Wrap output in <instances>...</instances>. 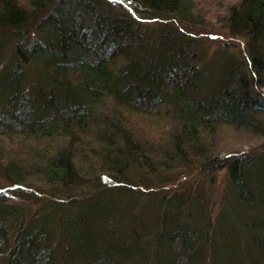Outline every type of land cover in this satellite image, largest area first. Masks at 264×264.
I'll use <instances>...</instances> for the list:
<instances>
[{
    "label": "trees",
    "instance_id": "1",
    "mask_svg": "<svg viewBox=\"0 0 264 264\" xmlns=\"http://www.w3.org/2000/svg\"><path fill=\"white\" fill-rule=\"evenodd\" d=\"M108 1L131 9L140 3L149 16L181 20L193 21L198 10L197 0ZM57 3L0 0V53L9 32L23 35L36 28L44 35L32 43L19 36L13 59L0 72V177L17 187L12 196L0 189V264H55L60 249L69 264H125L126 259L130 264L135 254L155 264L154 253L162 249L168 255L162 264H207L205 250L212 242L204 229L169 211L151 239V256L130 233L124 243L91 248L82 260L72 240L75 228L89 221L77 198L36 214L7 202L30 189L72 196L96 179H118L131 163L158 173L190 159L229 167L237 185L247 187L255 171L264 172V158L253 167L244 153L221 157L219 139L232 126L264 140V0H237L221 22L231 36L245 39L256 76H248L242 61L222 57L209 80L207 68L197 63L200 54L189 50L182 33L163 38L151 57L136 30H119L102 16L91 19L96 29L85 27L82 17L69 16ZM34 80L37 95L31 97ZM139 118L151 122L160 137L139 138ZM181 202L170 201L171 210ZM54 225L61 227L56 245Z\"/></svg>",
    "mask_w": 264,
    "mask_h": 264
},
{
    "label": "rangeland",
    "instance_id": "2",
    "mask_svg": "<svg viewBox=\"0 0 264 264\" xmlns=\"http://www.w3.org/2000/svg\"><path fill=\"white\" fill-rule=\"evenodd\" d=\"M236 1L197 0L198 10L191 21L181 20L176 15L149 16L140 3H133L131 9L123 2L116 4L108 0H55L62 3L63 12L69 16L82 17L85 27L90 25L96 29L97 23L91 24V19L93 16H102L101 18L106 19H103L104 21H111L119 30L124 27L136 30L147 43L146 51L151 57L159 50L163 38L182 33L183 37L188 39L189 50L200 54L201 60L197 63L207 68L208 80L212 70L218 73L217 66L222 57L230 58L231 62L242 61L248 70V76H256L253 74L252 60L248 56L245 39L234 38L229 34V29L221 23L230 4ZM124 17H127V20ZM37 30L35 28L28 33L23 31V35L20 32L15 35L13 31L7 34V47L0 53V72L13 59L19 36L21 40L27 37V43L37 40L36 37L44 40V35ZM29 67L32 68L30 74L34 75L33 65ZM36 82L32 81L28 88L31 97L37 95L35 87L32 86ZM256 90L259 92V89ZM137 122L139 125L135 126V132L139 138L146 140L153 137L155 140L160 137L159 132L153 128L151 130V122L148 120L139 118ZM221 133V157L230 158L237 153H244L252 160L253 167L257 166L255 161L263 160L264 140L252 139L243 132H237L232 126L226 131L223 129ZM261 167L260 165V170ZM140 168L131 163L126 173L118 179H100L101 183L96 179L94 185H85L73 190L75 193L72 196L68 193L56 194L54 190L51 194H44L30 189L22 190L20 197H9L7 203L17 207L23 206L27 213L36 214L49 211L56 207L58 202L70 205L71 201L77 198L78 204L85 205L84 215H87L86 220L89 221L85 226L75 228L72 240L75 249L81 250L80 254L84 256L80 257L82 260L92 251L91 248L94 247L97 251L108 243H124L130 233L138 236L142 249L146 255L151 256L155 250L151 239L156 233L160 219L169 211L170 216H177L180 222L195 224L204 229L212 242L205 250L209 255L207 264H264V172L259 175V172L255 171L250 183L248 182L249 187H246L237 185L232 179L229 167L198 165L191 159L158 173L145 172ZM0 189L2 192L11 193L12 196L17 187L0 177ZM173 200L176 205L183 200V205L179 208L174 206L171 210L173 203L169 202ZM168 204L170 207L167 210ZM58 213L57 221L60 222L62 212ZM60 228V225H54L55 245ZM62 251L63 249L59 250L55 264H69L71 261V258L62 257ZM135 255L130 264H145V255ZM167 256L164 249L160 254L155 252V264H162ZM80 264H86V261Z\"/></svg>",
    "mask_w": 264,
    "mask_h": 264
}]
</instances>
